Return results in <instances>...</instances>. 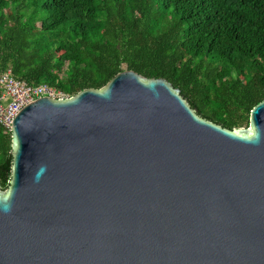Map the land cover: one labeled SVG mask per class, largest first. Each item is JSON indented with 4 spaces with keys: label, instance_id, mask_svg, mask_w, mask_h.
<instances>
[{
    "label": "water",
    "instance_id": "obj_1",
    "mask_svg": "<svg viewBox=\"0 0 264 264\" xmlns=\"http://www.w3.org/2000/svg\"><path fill=\"white\" fill-rule=\"evenodd\" d=\"M10 134L0 264H264V99L229 130L123 69Z\"/></svg>",
    "mask_w": 264,
    "mask_h": 264
},
{
    "label": "trees",
    "instance_id": "obj_2",
    "mask_svg": "<svg viewBox=\"0 0 264 264\" xmlns=\"http://www.w3.org/2000/svg\"><path fill=\"white\" fill-rule=\"evenodd\" d=\"M7 69L65 96L123 69L163 77L200 117L246 127L264 99V0H0ZM10 143L0 127V166Z\"/></svg>",
    "mask_w": 264,
    "mask_h": 264
},
{
    "label": "built area",
    "instance_id": "obj_3",
    "mask_svg": "<svg viewBox=\"0 0 264 264\" xmlns=\"http://www.w3.org/2000/svg\"><path fill=\"white\" fill-rule=\"evenodd\" d=\"M47 96L61 99L65 96L61 91L47 84H28L13 77L10 70L0 74V127L10 131L12 120L28 103L37 98Z\"/></svg>",
    "mask_w": 264,
    "mask_h": 264
}]
</instances>
